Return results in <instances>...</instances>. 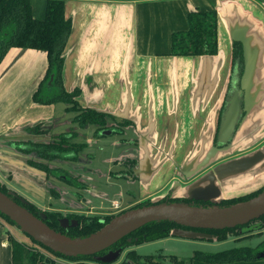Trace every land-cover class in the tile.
I'll return each instance as SVG.
<instances>
[{"label": "crops", "instance_id": "1", "mask_svg": "<svg viewBox=\"0 0 264 264\" xmlns=\"http://www.w3.org/2000/svg\"><path fill=\"white\" fill-rule=\"evenodd\" d=\"M254 1L259 5L253 0H65V15L72 30L64 52L63 86L68 92L79 90L77 101L83 108L130 122L123 143L138 153L136 185L141 188L140 199L153 200L169 193L178 197L183 188L223 163L224 154H240L238 158L264 146V100L250 107L227 147L214 146L228 106L225 100L232 72V38L226 20L236 14L245 16L264 41V5ZM213 10L219 13L218 54L206 58L171 56L172 35L189 30V14ZM37 62L48 66L46 52L15 48L0 64V81L13 69L25 68L27 72L30 64ZM44 73L45 69H38V81ZM261 82L264 52L256 80ZM62 103H54L51 119L38 125L26 123L13 134L9 131L4 145L7 150L0 151V178L12 182L8 186L11 190L14 185L29 190L30 186L20 179L30 188L34 186L31 192L37 200L42 198L43 206L52 201L47 193L50 180L31 167L29 158L22 156L14 144L38 143L47 138L28 133L27 129L39 125L51 129L54 135L80 132L73 123L75 113L67 112L69 105L63 103V108H58ZM60 109L71 116L62 123L58 118L62 112L54 115ZM58 127L67 130L58 132ZM20 138L24 141L19 142ZM219 142L226 145L220 138ZM193 171L197 172L192 176ZM157 180L164 184L152 193ZM51 262L57 263L54 258L45 260ZM86 263L79 260L69 264ZM0 264H7L4 256Z\"/></svg>", "mask_w": 264, "mask_h": 264}, {"label": "trees", "instance_id": "2", "mask_svg": "<svg viewBox=\"0 0 264 264\" xmlns=\"http://www.w3.org/2000/svg\"><path fill=\"white\" fill-rule=\"evenodd\" d=\"M65 5V0H0V64L6 57L8 51L12 48L46 52L48 67L44 78L41 80L39 87L34 94V100L36 103L53 104L56 102H63L69 106L71 105L67 109V112H74L77 114L74 122L78 123L81 128H86L90 123L104 121L106 118H111L119 123L116 118L106 113L83 108L77 101L78 95L80 94L79 90L68 92L63 86L62 70L65 62L64 52L72 30V23L65 15ZM188 18L189 30L176 32L172 35V48L170 55L175 57L216 56L219 52L218 13L214 10L198 11L190 13ZM232 51V75L229 85L232 89L228 94L229 98L233 92L232 90L237 88L240 89V81L244 73L242 45L238 42L232 43ZM124 123L130 125V122L125 121ZM27 130L30 133L38 135L39 126ZM17 148L21 153H24V155L30 156L31 153L35 152L40 159L47 160L59 158L62 160L75 161L78 152L80 151L79 148L63 149L62 147L59 148L54 145H42L33 142L20 143ZM29 165L46 173L50 172L48 165L38 160H29ZM0 191L7 193L8 188H6L5 185L0 184ZM262 191L263 190H260L257 193L240 198L225 200L219 204V206L227 207L247 201L257 196ZM14 199L34 215L39 217L41 211L38 210L36 206L30 203L26 205L22 204L18 196H15ZM163 202L184 203L203 207L214 206L209 201H194L179 198H168L164 199ZM150 204L151 201L145 202L139 207ZM0 217L10 225L15 226L9 218L1 213ZM112 219H110V221ZM256 221H263L262 228H264V216ZM44 222L55 231L72 238L88 237L98 232L109 223H106L104 226H98L94 230L77 231L68 235L54 228L48 221L44 220ZM249 224L234 229L194 231L214 235L217 238V241H223L227 239L229 235H239V230L244 229ZM176 228L181 227L171 222L152 223L124 238L109 250H113L118 246H121L122 249L125 250L132 246H139L157 240L168 239L169 237H172L171 232ZM129 239L131 241H129ZM31 240L35 244H38L33 239ZM38 245L52 254L64 257L58 253L52 252L40 244ZM11 246L13 264H47L45 263L43 256L40 255L35 248L28 246L26 243L13 238L11 239ZM107 251L99 254V256L105 255ZM263 252L264 243H262L257 249L242 248L228 250L213 255L196 252L193 257L181 261L174 257L173 264H264V258L260 257V254ZM69 259H74L76 261L87 259L94 260V257ZM128 259L135 264H145L146 262L148 264H163L161 257L155 259L154 256H144L142 258L135 252H130L128 254ZM50 264H54V262H51Z\"/></svg>", "mask_w": 264, "mask_h": 264}, {"label": "water", "instance_id": "3", "mask_svg": "<svg viewBox=\"0 0 264 264\" xmlns=\"http://www.w3.org/2000/svg\"><path fill=\"white\" fill-rule=\"evenodd\" d=\"M258 1L264 5V0ZM226 22L232 43L238 42L242 45L244 73L240 89L231 93L221 121L219 138L224 144L229 142L246 119L251 111L250 107L257 106L264 100V83H256L264 52L263 38L254 29V25L239 14L227 18ZM242 113L244 116L241 119ZM116 120L119 121L117 118ZM196 172L193 171L191 175ZM258 184L261 186L256 188ZM263 188L264 146L250 154L217 165L183 188L178 197L170 194L172 198L209 201L214 205L212 207L163 202L168 199L166 195L151 200L150 205L125 211L88 237L76 238L50 228L44 222L43 216L38 217L19 204L14 199L15 196H18L24 205L29 202L9 188L7 193L0 191V213L9 218L20 232L54 253L66 258L94 257V260L101 264H114L120 259L122 250H110L101 256L99 254L152 223L171 222L180 226L181 228L171 232L172 237L218 242L214 235L194 230L234 229L260 219L264 216ZM261 189V193L247 201L227 207L219 206L225 200L240 198ZM241 191H244L243 194H238ZM260 257L264 258V252Z\"/></svg>", "mask_w": 264, "mask_h": 264}, {"label": "rangeland", "instance_id": "4", "mask_svg": "<svg viewBox=\"0 0 264 264\" xmlns=\"http://www.w3.org/2000/svg\"><path fill=\"white\" fill-rule=\"evenodd\" d=\"M253 2L255 1L253 0ZM239 11L244 13L242 8ZM247 16L251 17V14H248ZM261 22L262 24H264V20H262ZM14 50L15 48H12L8 52H14ZM47 67H48L47 64L46 66L45 64L38 65L37 62L35 65L30 64L28 68L29 71L27 72L23 71L25 68L22 71H19L20 69H16V70L13 69L8 75H6L3 79H1L0 81V140H1L0 151L7 150V148L4 145L7 144L5 140L8 137L9 131H11L13 134L14 132L20 130L23 127L22 125L26 123L27 124L35 123L36 125H38L39 123H43L44 121L51 119L50 117L54 112V103L39 104L36 103V101L34 100V94L37 91L39 84L41 82V80L38 81L39 74H37L36 76V73H38V69H41L42 72L45 69V73H46ZM11 83H14V85L10 87L9 85ZM5 87L7 88L4 89ZM63 106L64 105L62 103V105H60L58 108H63ZM61 112L62 109L58 110L57 114L55 112L54 115L58 116ZM67 117H71V116L66 115L65 112L63 111L58 116L59 119H62L60 120V123H62L63 120H65ZM56 130L58 132L66 131L67 128L58 127ZM87 138L88 136L84 135L81 139L83 141H86ZM81 139H79L80 142L82 141ZM19 140H21L19 142L24 141L22 140V138H20ZM118 140H119V136L110 137L106 139L102 145L104 144L106 145L110 143L111 147H107L98 151L92 148L90 145V148L84 150V152L80 154L78 162L76 163L57 162L55 166L57 165L62 167L64 170H67L73 176L76 177L81 176L83 181H86L91 186L95 187L96 184H99L98 179H101L102 182H107L105 177L107 175L108 170L113 167L111 165V160H113L112 158L118 159L123 155L132 157L134 154L137 153L135 149L124 145L123 142H122V146L117 144ZM38 141L40 142L41 140ZM96 151L97 153H96L94 167H97V171L103 173L104 175V176H99L96 174L98 179L96 177H93L92 176L93 174H89V171L86 172V170L89 169L88 167L86 168L87 155L90 153L94 154ZM20 154L24 156V154L22 153ZM238 155L236 153L224 154L223 155V159H225L224 162L235 159V157ZM26 157L31 158L29 156ZM0 180H2V182H5L6 188H8V186L11 187L10 185H12V182H9V180L7 182L1 178ZM19 181L20 183H23L31 187L29 183H26V181H23L21 179ZM50 182L52 184H57L62 188H64L63 185L60 182H58L57 179H55L54 177L50 178ZM160 182H161L160 180H157V182L155 183L156 187L153 186L154 188L151 190L153 191L152 193L157 192L162 188L164 183L160 185ZM103 185L104 184H102L101 186ZM30 187L29 190L28 189L26 190L22 186L17 187L14 185L12 189L22 198L23 197L27 198L29 200L27 201L30 204L36 206L38 210H56L59 207L63 208L61 203H59L55 199H52V201L47 202L46 206H43V204L41 205L43 201L42 198L41 201L37 200L35 197L36 195L32 194L31 192L35 187L34 186L33 188ZM94 189L96 190L97 188ZM118 189L119 190L122 189L121 190L123 191L122 195H121V191H119ZM124 189L125 191L131 190L132 192L136 193L137 196L140 195L141 188L138 185H136L135 183L125 184L122 181L121 183H118L115 189L114 188L111 189V184H110L108 190H101L103 193L106 192L105 194H107V196L103 198L99 197L102 195V193L99 195H95L93 194V192L88 191L89 192L88 196H90L89 200L93 201V205L96 207H104V211H113V207L115 206V204L120 202L121 200H122V206L125 205V201L135 200L134 197L130 198L129 193H125ZM51 202L54 203V205L48 206V204ZM127 210H130V208ZM0 221L3 223V225L0 226V257L4 256L7 259V264H12L11 239L13 238L20 242L26 243L28 246H31L32 248H35L38 251V253L43 256L44 260L48 258L49 259L54 258L57 261L56 264H63V263L69 264L71 262L76 261L74 259L57 256L55 254H52L51 252L44 250L38 244L32 242V240L28 236L20 232L15 226L10 225L8 222H6L3 218L0 217ZM261 224L262 223L260 222L252 223L250 226H247L244 229L239 230L238 232L239 235H230L227 239L223 241L213 242V241H204V240L184 239L178 237H169L166 240L163 239L161 242L142 244L140 245L141 247L140 246H138L139 248L135 247L133 250H135L136 253L142 258L144 256H156L158 258L159 257L162 258L163 264H173L174 257H176L179 261H181L193 257L196 252H202L205 254L213 255L228 250H237L242 248L257 249L262 243H264V229L262 230L259 229L261 227ZM126 254L127 252H124L121 255L118 262L116 263L125 264ZM80 261H86L87 262L86 264H101L95 260H89V259L80 260ZM145 264L148 263L146 262Z\"/></svg>", "mask_w": 264, "mask_h": 264}, {"label": "flooded vegetation", "instance_id": "5", "mask_svg": "<svg viewBox=\"0 0 264 264\" xmlns=\"http://www.w3.org/2000/svg\"><path fill=\"white\" fill-rule=\"evenodd\" d=\"M231 75H232V72H231ZM231 89L232 87H230L229 90L231 91ZM228 99H229V96H226L225 104ZM224 108L222 110L221 115H223ZM76 116L77 114H75L74 119L76 118ZM243 116L244 114L242 113L241 119L243 118ZM74 119H73V123L78 126L80 132L76 130H70L69 132H66V133H59V134L54 135V134H51V129L46 128L42 125H39L38 135H44V136H47V138L42 139L40 142H38V144L51 145V146L54 145L55 147H59V148L62 147L63 149H74V148L78 149L79 148L80 151L78 152L77 159L75 161L62 160L59 158H53L50 160L40 159L37 153L35 152L31 153L29 156L31 158L28 159V164H29V160L31 159L38 160L44 164H47L50 170L49 173H46L41 170L39 171L43 172L46 175L48 180L54 177L55 179H57L58 182H60L63 185L64 188H62L61 186L57 184H52L51 182H49V185L47 186V191H48L47 193L51 196L52 199H55L59 203H61L63 208L59 210H40L41 212L39 213V217L43 216L44 217L43 220L48 221L54 228L68 235L75 233L77 231L94 230L98 226H101V225L104 226L106 223L110 221V219L121 215L122 213L127 211V209L129 208L133 209V208H136L144 204L145 202L151 201L150 198L140 199V197L137 196L136 193L132 192L131 190L125 191L126 189L125 188L124 192L129 193L130 198L134 197L135 200L125 201L124 206H122V200H121L120 202L115 204V206L113 207V211H104V207H96L93 205V201L89 200L90 196H88V193H89L88 191L93 192V194L95 195H99L102 193V195L99 197L103 198L107 196V194H105L106 192L103 193L101 190H108L110 184H111V189L113 188L115 189L118 183H121L122 181L125 184L126 183H129V184L138 183V165H137L138 153L134 154L132 157L123 155L118 159L112 158L113 160H111V165L113 167L108 170L107 175L105 177L107 182H102L101 179H98L96 174L99 176H104L103 173L98 172L97 167H94L96 153L98 150L111 147L110 143L106 145L105 144L102 145L104 141L110 137L119 136V140L117 141V144L122 146V142L126 135L125 130L129 125H126V123H124L125 120L118 121L119 123H117L111 118H106V120L104 121L102 120L101 122H98V123H90L89 125H87L86 128H81L78 123L74 122ZM219 127H220V123H219ZM30 134L37 135L34 133H30ZM84 135L88 136L86 141H83L81 139ZM79 139H81L82 141L80 142ZM19 144L20 143H15L14 145L17 147ZM90 145L92 148H94L97 151L94 154L90 153L87 155L86 168L88 167L89 169H87L86 172L89 171V174H93L92 176L98 179L99 184H96L95 187L91 186L88 182L83 181L81 176H78V177L73 176L67 170H64L62 167L57 166V165L55 166L57 162H74V163L78 162L80 154H82L84 150H87L88 148H90ZM227 145L228 144L221 145V143L219 142L218 133H216L214 137V146L217 148H225L227 147ZM17 150L21 153V151L18 148ZM24 156H27V155H24ZM224 160L225 159H223V161ZM180 179L183 180L181 177ZM184 183H188V182L185 181ZM102 184L104 185L101 186ZM94 188H97V189L95 190ZM121 190L122 189H120L119 191ZM257 192L258 191L251 192L248 195L257 193ZM122 193L123 191H121V195ZM167 197L172 198L170 193L166 196V198ZM241 197H244V196H241ZM257 222L258 221L255 220L250 223L252 224V223H257ZM260 223L262 224L259 229L262 228L263 221L262 222L260 221ZM251 224H249L248 226H250ZM158 241H161V240H157L154 242H158ZM150 243H153V242H150ZM135 247H138V246H132L124 250L122 249L121 246H118L117 248H114L112 251L122 250V254L124 252H127L125 264H135L134 262L128 259V254L130 252L136 253V251L133 250ZM109 251L110 250H108L105 254H107ZM154 257L155 259L158 258L156 256Z\"/></svg>", "mask_w": 264, "mask_h": 264}, {"label": "built area", "instance_id": "6", "mask_svg": "<svg viewBox=\"0 0 264 264\" xmlns=\"http://www.w3.org/2000/svg\"><path fill=\"white\" fill-rule=\"evenodd\" d=\"M0 225H3V223L0 221Z\"/></svg>", "mask_w": 264, "mask_h": 264}]
</instances>
